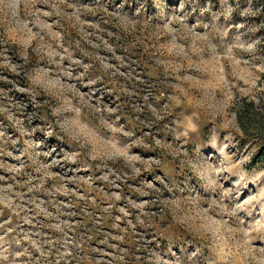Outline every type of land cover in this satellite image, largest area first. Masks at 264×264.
Segmentation results:
<instances>
[{
    "label": "rangeland",
    "instance_id": "obj_1",
    "mask_svg": "<svg viewBox=\"0 0 264 264\" xmlns=\"http://www.w3.org/2000/svg\"><path fill=\"white\" fill-rule=\"evenodd\" d=\"M244 100L264 0H0V264H264Z\"/></svg>",
    "mask_w": 264,
    "mask_h": 264
},
{
    "label": "trees",
    "instance_id": "obj_2",
    "mask_svg": "<svg viewBox=\"0 0 264 264\" xmlns=\"http://www.w3.org/2000/svg\"><path fill=\"white\" fill-rule=\"evenodd\" d=\"M43 109V106L38 108V110ZM235 113L243 136L260 144L254 163L264 162V100L238 102Z\"/></svg>",
    "mask_w": 264,
    "mask_h": 264
}]
</instances>
